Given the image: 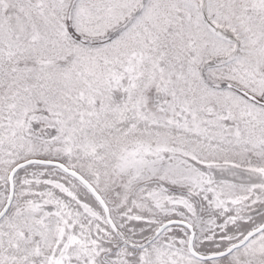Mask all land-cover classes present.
I'll return each instance as SVG.
<instances>
[{"label": "snow or ice", "instance_id": "obj_1", "mask_svg": "<svg viewBox=\"0 0 264 264\" xmlns=\"http://www.w3.org/2000/svg\"><path fill=\"white\" fill-rule=\"evenodd\" d=\"M0 264H264V0H0Z\"/></svg>", "mask_w": 264, "mask_h": 264}]
</instances>
